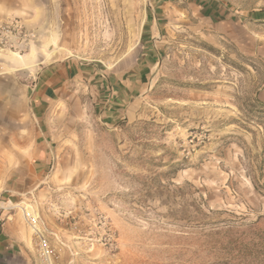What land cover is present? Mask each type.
<instances>
[{"label": "rangeland", "instance_id": "1", "mask_svg": "<svg viewBox=\"0 0 264 264\" xmlns=\"http://www.w3.org/2000/svg\"><path fill=\"white\" fill-rule=\"evenodd\" d=\"M33 17L52 52L92 71L39 194L12 198L45 223L48 256L12 211L36 264H264V122L239 109L264 102V0H0L26 51ZM123 80L141 95L127 86L111 123Z\"/></svg>", "mask_w": 264, "mask_h": 264}, {"label": "crops", "instance_id": "2", "mask_svg": "<svg viewBox=\"0 0 264 264\" xmlns=\"http://www.w3.org/2000/svg\"><path fill=\"white\" fill-rule=\"evenodd\" d=\"M37 18L25 21L31 32L37 30ZM34 33L37 40L23 55L0 52V190H7L10 197L6 203V196L0 193L2 204L12 205L14 197L39 194L33 188L47 181L56 155L76 132L81 107L79 85L91 79L87 74L92 71L50 50L54 38ZM98 84L103 91L105 83ZM121 84L109 105L108 99L104 106L100 103L107 105L104 117L111 123L124 118L123 90L127 86L135 95H141L142 81L123 80ZM31 174L37 180H32ZM0 215V264H36L32 236L26 226L12 211L3 210Z\"/></svg>", "mask_w": 264, "mask_h": 264}, {"label": "built area", "instance_id": "3", "mask_svg": "<svg viewBox=\"0 0 264 264\" xmlns=\"http://www.w3.org/2000/svg\"><path fill=\"white\" fill-rule=\"evenodd\" d=\"M31 35L22 22L13 19L11 21H0V49L1 51H11L15 54H21L25 52L30 44ZM21 210L25 218L26 223L33 231L35 239L38 243L39 251L42 256H48L52 251L49 249L48 237L45 232V223L39 214L35 212L32 206L23 204L21 205H9L3 207L0 200V214L3 210ZM0 215V222H1Z\"/></svg>", "mask_w": 264, "mask_h": 264}, {"label": "trees", "instance_id": "4", "mask_svg": "<svg viewBox=\"0 0 264 264\" xmlns=\"http://www.w3.org/2000/svg\"><path fill=\"white\" fill-rule=\"evenodd\" d=\"M239 109L247 123L257 121L261 123L264 122V102L260 101L259 99L242 104L239 106ZM171 167H173L172 171L174 173L178 170V168L172 164Z\"/></svg>", "mask_w": 264, "mask_h": 264}]
</instances>
